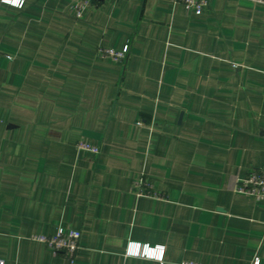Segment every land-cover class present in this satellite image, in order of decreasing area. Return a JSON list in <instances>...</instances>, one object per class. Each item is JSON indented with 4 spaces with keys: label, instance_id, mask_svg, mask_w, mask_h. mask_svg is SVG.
<instances>
[{
    "label": "crops",
    "instance_id": "0c3cea01",
    "mask_svg": "<svg viewBox=\"0 0 264 264\" xmlns=\"http://www.w3.org/2000/svg\"><path fill=\"white\" fill-rule=\"evenodd\" d=\"M75 1L0 0V258L264 264V199L234 191L264 167V7ZM58 226L80 231L72 259L34 238Z\"/></svg>",
    "mask_w": 264,
    "mask_h": 264
},
{
    "label": "built area",
    "instance_id": "2783aa9c",
    "mask_svg": "<svg viewBox=\"0 0 264 264\" xmlns=\"http://www.w3.org/2000/svg\"><path fill=\"white\" fill-rule=\"evenodd\" d=\"M6 3L13 4L15 6H21L23 0H1ZM253 5L264 7V0H248ZM91 0H79L72 3V8L76 17H79ZM173 4H179L182 6L184 12L189 15H200L202 11L209 5L210 0H170ZM128 51V45H124L122 48H112L97 46L96 54L101 58H109L115 62L124 59ZM77 147L93 154L98 153V146L80 141ZM234 191L240 194L249 195L256 200L264 199V167L253 168L246 171L243 175L238 176L234 185ZM38 241L44 243L48 249L55 255H64L70 259L73 258L75 252L80 249V231L71 227L58 226L55 233L52 235H37L34 237ZM154 249V250H152ZM149 248L147 245L140 246L134 244L133 247L129 246L128 253L139 257L149 256H161L162 248L158 247ZM0 264H5L4 260L0 258ZM196 264V263H186ZM250 264H259L258 258L253 257Z\"/></svg>",
    "mask_w": 264,
    "mask_h": 264
}]
</instances>
